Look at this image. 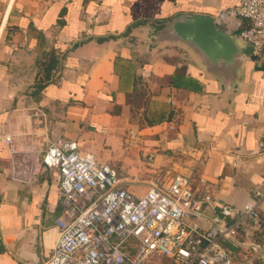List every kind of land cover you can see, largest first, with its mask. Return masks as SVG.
Segmentation results:
<instances>
[{"label":"crops","instance_id":"1","mask_svg":"<svg viewBox=\"0 0 264 264\" xmlns=\"http://www.w3.org/2000/svg\"><path fill=\"white\" fill-rule=\"evenodd\" d=\"M236 4L0 0V134L15 148L0 139V264H44L53 254L64 205L60 172L40 162L50 142H75L116 165L132 194L183 174L195 188L204 179L217 208L253 201L264 182L262 65L248 63L230 87L186 45L154 41L163 21L215 18ZM138 107L145 126L135 137L157 134L154 153L133 151L128 138Z\"/></svg>","mask_w":264,"mask_h":264},{"label":"built area","instance_id":"2","mask_svg":"<svg viewBox=\"0 0 264 264\" xmlns=\"http://www.w3.org/2000/svg\"><path fill=\"white\" fill-rule=\"evenodd\" d=\"M215 21L254 46L264 69V0H237L219 9ZM0 139L15 152L11 136ZM40 162L60 172L64 205L55 249L44 264H157L160 257L169 264L264 262V182L242 208H217L205 180L195 188L183 174L132 194L116 169L81 154L75 142H50Z\"/></svg>","mask_w":264,"mask_h":264},{"label":"water","instance_id":"3","mask_svg":"<svg viewBox=\"0 0 264 264\" xmlns=\"http://www.w3.org/2000/svg\"><path fill=\"white\" fill-rule=\"evenodd\" d=\"M155 43H182L199 58L202 67L227 86L244 79L248 63L259 60L255 47L221 30L215 18L180 14L160 23Z\"/></svg>","mask_w":264,"mask_h":264},{"label":"rangeland","instance_id":"4","mask_svg":"<svg viewBox=\"0 0 264 264\" xmlns=\"http://www.w3.org/2000/svg\"><path fill=\"white\" fill-rule=\"evenodd\" d=\"M237 36V35H236ZM238 37V36H237ZM239 38V37H238ZM142 93V92H141ZM138 101H139V107L141 106V103L143 102V99L142 98H139L138 99ZM139 107H138V110H137V114H135V115H133V116H131V118H129V120L132 122L131 123V129H129L130 131H128L129 133H128V135H129V140H130V142H132L133 141V144L134 145H132V149H133V151H136V152H139V153H141V152H143L144 153V151H149V152H151V153H154V149L156 148V147H158V146H156V144L154 143V137H155V135H157V134H154L153 132H151V133H149V134H147L146 136V139H144L143 138V136L141 135V138L140 139H138V137H135V135H136V133H137V128H142L143 126H145V122L143 121V118H142V115H141V110L139 109ZM132 139V140H131ZM143 153H142V155H143ZM143 160H145L144 162H148V160H149V157L148 156H146V159H143ZM106 164H108L109 166H111L112 168H114V169H116V171L118 172V168H117V166L116 165H113V164H110V163H106ZM116 166V167H115ZM120 170V169H119ZM147 170H149V169H147ZM151 170H149V171H147V172H144L146 175V181H148V182H150V181H152L153 180V177H154V175H155V173H153V172H150ZM153 176V177H152ZM171 176H173V175H170V176H168V177H171ZM133 180V179H132ZM134 182L135 183H139V181L138 180H134ZM169 260L167 259V258H165V257H160V258H158V260H157V264H169ZM259 264H264V262H262V263H259Z\"/></svg>","mask_w":264,"mask_h":264}]
</instances>
